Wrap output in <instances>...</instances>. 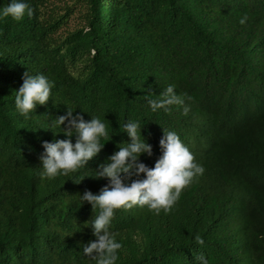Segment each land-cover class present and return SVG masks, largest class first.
Segmentation results:
<instances>
[{
    "label": "trees",
    "instance_id": "obj_1",
    "mask_svg": "<svg viewBox=\"0 0 264 264\" xmlns=\"http://www.w3.org/2000/svg\"><path fill=\"white\" fill-rule=\"evenodd\" d=\"M28 2L31 17L0 20V264H92L80 245L94 239L84 226L93 212L78 194L107 183L92 171L128 140L126 119L152 145L140 157L147 166L164 128L204 171L168 213L115 211L116 264H196L199 254L208 264H264V0ZM27 70L52 82L30 119L13 103ZM168 84L193 98L187 113L149 109ZM67 108L99 116L111 135L85 168L41 179V141L65 136L36 128Z\"/></svg>",
    "mask_w": 264,
    "mask_h": 264
},
{
    "label": "clouds",
    "instance_id": "obj_2",
    "mask_svg": "<svg viewBox=\"0 0 264 264\" xmlns=\"http://www.w3.org/2000/svg\"><path fill=\"white\" fill-rule=\"evenodd\" d=\"M33 15V7L28 0H8L0 5V20L20 21ZM248 14L244 13L238 23L244 25ZM22 84L15 90L13 103L18 114L25 119L35 115L37 105H46L50 99L52 82L43 72L27 70L22 74ZM185 99L193 98L187 94H178L175 86L168 84L158 99H148L147 104L153 112L168 111L171 105L182 106L188 112ZM85 112V111H84ZM46 126L38 128L63 132L64 139L41 141L43 151L39 155L38 175L41 179H54L85 168L87 163L104 147L111 135L105 121L99 116L85 120L80 112L72 109L62 115L43 114ZM142 124L138 120L126 119L122 125L128 140L92 171L93 177L105 178L107 183L97 193L85 190L78 194L79 207L90 205L92 217L84 222L91 229L94 239L81 244L83 255L92 264H116L121 243L112 231V219L118 209L132 207L146 208L159 215L168 213L179 200L182 191L204 171L196 162L193 153L174 130L162 128L158 144L160 154L152 167L140 160L141 155L151 157L152 145L141 135ZM75 135L73 143L69 138ZM80 181V180H79ZM195 241L202 243L197 235ZM196 264H208L203 254L195 256Z\"/></svg>",
    "mask_w": 264,
    "mask_h": 264
},
{
    "label": "rangeland",
    "instance_id": "obj_3",
    "mask_svg": "<svg viewBox=\"0 0 264 264\" xmlns=\"http://www.w3.org/2000/svg\"><path fill=\"white\" fill-rule=\"evenodd\" d=\"M74 24V22H71V25H73Z\"/></svg>",
    "mask_w": 264,
    "mask_h": 264
}]
</instances>
